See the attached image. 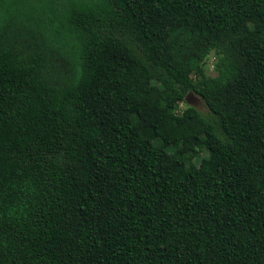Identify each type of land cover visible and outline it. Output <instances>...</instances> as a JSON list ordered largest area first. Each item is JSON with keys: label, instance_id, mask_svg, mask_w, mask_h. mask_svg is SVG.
I'll list each match as a JSON object with an SVG mask.
<instances>
[{"label": "trees", "instance_id": "16d2710c", "mask_svg": "<svg viewBox=\"0 0 264 264\" xmlns=\"http://www.w3.org/2000/svg\"><path fill=\"white\" fill-rule=\"evenodd\" d=\"M0 264H264V0H0Z\"/></svg>", "mask_w": 264, "mask_h": 264}, {"label": "rangeland", "instance_id": "374dc122", "mask_svg": "<svg viewBox=\"0 0 264 264\" xmlns=\"http://www.w3.org/2000/svg\"><path fill=\"white\" fill-rule=\"evenodd\" d=\"M216 56L214 53H211L207 56L205 60V70L207 74L214 75L215 74V62ZM189 105L195 106L199 110L204 113H209V108L205 102V100L198 94L191 92L188 94L184 102H180L177 108L179 114H181Z\"/></svg>", "mask_w": 264, "mask_h": 264}]
</instances>
